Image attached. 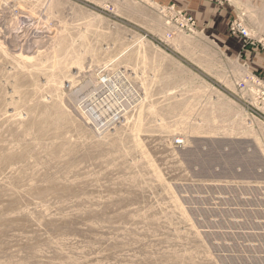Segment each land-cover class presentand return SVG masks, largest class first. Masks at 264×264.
<instances>
[{
    "label": "rangeland",
    "instance_id": "1",
    "mask_svg": "<svg viewBox=\"0 0 264 264\" xmlns=\"http://www.w3.org/2000/svg\"><path fill=\"white\" fill-rule=\"evenodd\" d=\"M246 55L264 0H0V264H264Z\"/></svg>",
    "mask_w": 264,
    "mask_h": 264
},
{
    "label": "built area",
    "instance_id": "2",
    "mask_svg": "<svg viewBox=\"0 0 264 264\" xmlns=\"http://www.w3.org/2000/svg\"><path fill=\"white\" fill-rule=\"evenodd\" d=\"M166 12H170V14L167 16H170L171 19L175 18L176 21L181 24L182 28H186L188 31H193L195 29V19L188 14H184L181 10H176L175 6L168 7ZM171 19L169 20V22H171ZM230 32L233 35H240L246 39L250 36L249 30L247 29V27L244 26L243 22L240 20H234L231 23ZM249 79L254 84H261L260 78L255 75L250 76Z\"/></svg>",
    "mask_w": 264,
    "mask_h": 264
},
{
    "label": "crops",
    "instance_id": "3",
    "mask_svg": "<svg viewBox=\"0 0 264 264\" xmlns=\"http://www.w3.org/2000/svg\"><path fill=\"white\" fill-rule=\"evenodd\" d=\"M182 6H183V8H185V10H187L188 12H190L192 14V16L196 19L197 23H198L199 19H202L204 17L203 12L201 10H199V9H190L189 5H185V4H182ZM246 57H247V59L249 61V64H251L253 67H259L260 65L264 66V59L252 58L250 55H246Z\"/></svg>",
    "mask_w": 264,
    "mask_h": 264
},
{
    "label": "bare ground",
    "instance_id": "4",
    "mask_svg": "<svg viewBox=\"0 0 264 264\" xmlns=\"http://www.w3.org/2000/svg\"><path fill=\"white\" fill-rule=\"evenodd\" d=\"M19 42H20V41H19ZM118 74H119V73H118ZM119 75H120V74H119ZM121 76H122V74H121ZM115 78H116V77H115ZM105 79H106V77H105ZM105 79L103 78V80H102V81H104V82H103V83H104V87H105V84L107 83V81H109L108 78H107V81H106ZM121 80H122V79H121ZM109 82H111V81H109ZM109 82H108V83H109ZM108 83H107V84H108ZM109 84L111 85V83H109ZM109 84H108V85H109ZM113 85H114V84H113ZM100 86H101V85H100ZM119 86H120V85H119ZM119 86H118V87H119ZM111 87H112V86H111ZM113 87H114V86H113ZM118 87H116V88L114 87V88L110 89V90H111V94H113V92L115 93V91L118 89ZM127 87H128V85H127ZM129 87H130V86H129ZM129 87H128V88H129ZM97 88H98V87H97ZM132 88H133V87H132ZM132 88H130V89H132ZM130 89H128V91H129ZM93 90H94V89H93ZM93 90H92V91H93ZM102 90H103L102 88H101V89L98 88V89L94 90L92 97H91V95H89V96H90V98H89L90 101H91V102H94V101L96 102V100L98 99V98L96 97V95L99 94ZM106 90H107V88L105 89V91H106ZM108 90H109V89H108ZM132 90H133V89H132ZM99 91H100V92H99ZM98 92H99V93H98ZM127 93H128V92H127ZM131 93H133V91H132ZM131 93H130V94H131ZM91 94H92V93H91ZM100 94H101V93H100ZM103 94H104V93H103ZM107 94H108V93H107ZM114 95H115V94H114ZM126 95H127V94H126ZM128 95H129V94H128ZM98 96H100V95H98ZM115 96H116V95H115ZM118 96H119V95H118ZM104 97H105V96H104ZM101 98H102V97H101ZM126 98H127V97H126ZM137 98H138V97H137ZM85 99H86V98H85ZM87 100H88V99H87ZM87 100H86V101H87ZM107 100H108V99H107ZM110 100H111V98H110ZM86 101H85V102H86ZM102 101H103V100H102ZM95 102H94V103H95ZM97 102H98V101H97ZM97 102H96V103H97ZM98 103H99V102H98ZM110 103H111V102H110ZM91 105H92V104H91ZM110 105H111V104H110ZM95 106H96V104H95ZM99 106H100V105H99ZM102 106H103V105H102ZM102 106H101V107H102ZM92 107H93V106H92ZM106 107H107V105H106ZM115 108H116V107H114L113 109H115ZM104 110H105V109H104ZM106 111H107V110H106ZM91 112H92V111H91ZM97 112H98V109H97ZM97 112H96V113H97ZM117 112H118V111H117ZM100 113H101V111H100ZM104 113H105V112H104ZM111 114H112V113H111ZM108 115H109V114H108ZM87 116H90V115L87 114ZM91 116H92V115H91ZM99 116H101V115L98 114V117H99ZM103 116H104V115H103ZM116 116H117V115H116ZM109 118H110V117H109ZM109 118H108V119H109ZM92 119H93V118H92ZM97 119H99V118H97ZM106 119H107V118H105V120H106ZM112 119H113V118H112ZM92 121H93V120H92ZM95 122H96V121H95ZM94 126H95V125H94ZM98 130H99V129H98Z\"/></svg>",
    "mask_w": 264,
    "mask_h": 264
}]
</instances>
